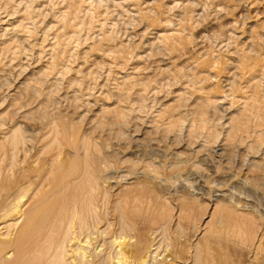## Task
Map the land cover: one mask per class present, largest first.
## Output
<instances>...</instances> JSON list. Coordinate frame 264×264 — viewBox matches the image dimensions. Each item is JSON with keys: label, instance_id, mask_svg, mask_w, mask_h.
<instances>
[{"label": "rangeland", "instance_id": "rangeland-1", "mask_svg": "<svg viewBox=\"0 0 264 264\" xmlns=\"http://www.w3.org/2000/svg\"><path fill=\"white\" fill-rule=\"evenodd\" d=\"M242 54L264 56V0H0V176L18 131L25 181L46 177L32 197L14 171L26 210L54 199L58 156L80 184L98 164L109 200L164 209L170 231L260 218L264 89Z\"/></svg>", "mask_w": 264, "mask_h": 264}, {"label": "bare ground", "instance_id": "bare-ground-1", "mask_svg": "<svg viewBox=\"0 0 264 264\" xmlns=\"http://www.w3.org/2000/svg\"><path fill=\"white\" fill-rule=\"evenodd\" d=\"M240 61L248 76L258 77L255 87L264 89V56L242 54ZM116 117L119 126L126 122L124 113ZM18 133L12 134L10 175L6 179L0 176V264H264V212H258L261 217L256 218L258 209L255 212L249 205L255 213L248 218L218 217L214 225L207 223L200 237L197 232L190 235L179 221L170 231L171 216L164 209L157 213L153 206L134 199L109 200L95 162L84 161L85 184H80L74 181L80 169L64 168L59 157H53L49 172L65 169L52 191L54 199L41 205L42 198H38L27 211L25 204H20L26 195L23 182H13L17 170L21 172L19 180L25 181L26 175L21 167L26 154L18 159L14 152L23 140L16 138ZM30 180H26L27 192L46 198L41 193L46 177L37 173L34 181ZM253 181L263 188L264 179ZM39 206L31 217L29 210ZM189 237H196L192 248L186 246Z\"/></svg>", "mask_w": 264, "mask_h": 264}]
</instances>
